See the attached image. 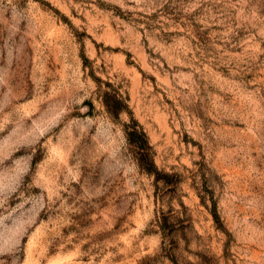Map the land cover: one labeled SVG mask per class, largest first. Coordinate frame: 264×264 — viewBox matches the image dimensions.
Returning <instances> with one entry per match:
<instances>
[{
    "label": "rangeland",
    "instance_id": "374dc122",
    "mask_svg": "<svg viewBox=\"0 0 264 264\" xmlns=\"http://www.w3.org/2000/svg\"><path fill=\"white\" fill-rule=\"evenodd\" d=\"M0 264H264V0H0Z\"/></svg>",
    "mask_w": 264,
    "mask_h": 264
},
{
    "label": "trees",
    "instance_id": "16d2710c",
    "mask_svg": "<svg viewBox=\"0 0 264 264\" xmlns=\"http://www.w3.org/2000/svg\"><path fill=\"white\" fill-rule=\"evenodd\" d=\"M102 102L106 111L113 119H118L121 113L127 110L124 98L115 90L102 92ZM125 134L128 143L133 147L134 158L140 168L147 174L158 176L153 160L151 149L147 136L142 128L134 124V126H126ZM214 220H217L215 213H212Z\"/></svg>",
    "mask_w": 264,
    "mask_h": 264
}]
</instances>
